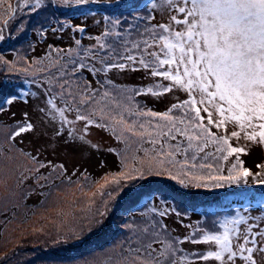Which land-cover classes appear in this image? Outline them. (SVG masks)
<instances>
[{
	"label": "snow or ice",
	"instance_id": "6c2138e0",
	"mask_svg": "<svg viewBox=\"0 0 264 264\" xmlns=\"http://www.w3.org/2000/svg\"><path fill=\"white\" fill-rule=\"evenodd\" d=\"M50 2L64 6H87L98 3L99 0H50ZM3 3L4 0H0V5ZM42 4L43 0H34V3L33 0H18L17 6L13 7L9 4L6 12L11 19L24 7L31 5V10L34 12L40 9ZM167 4L173 13L169 16V21L155 24L150 28L145 27L142 32L138 30L137 35L141 37L140 39L133 38L131 31L125 35L115 30V26L121 21L113 20L114 27L111 30H106L102 35L95 37L97 50L92 52L90 49H85L81 57L83 60L91 55L93 60H99L102 67L99 69L94 66L87 67L83 62L77 64L73 60L70 61L73 64L72 71L68 73L62 66L59 78H52L55 85L61 89L58 95L64 100L65 105H68L65 94L73 101L80 96V104L88 101L99 104L100 101L95 99L98 93L91 91L88 83H85L83 90L71 91L75 81L70 77L86 67L92 73L101 71L107 73L111 69L123 71L129 67L128 64L119 62L120 60H126L131 64L139 63L144 69L151 68L153 77L160 76L171 83L167 86L161 84L150 86L137 91V95L150 93L158 97L171 92L176 87L187 92L189 98L180 104H172L165 112L134 110L126 106L124 101L116 97L111 98V103L117 109H121L118 113L119 118L112 117V119L122 126V133L132 132L141 138L147 136L150 137L149 143L159 145V148L152 149L154 155L146 162L147 171L159 175L161 174L159 169L167 166L164 170L172 179H176L177 176L182 177L179 182L183 185L185 179L191 177L190 182L197 187H208L211 182V186L219 188L225 184H238L242 179L247 183L246 178L251 176L252 172L243 166L239 155L236 156V162L228 169L227 176L219 174L221 169L218 161L227 160L234 153H246L244 147H233L229 143L231 138L239 140L242 133L244 139L264 144V0H167ZM146 7L155 9L156 5L150 4ZM83 11L87 14L89 9L84 8ZM105 19L107 20L108 17ZM147 19L152 20L154 17L148 16ZM7 23L8 21L5 20V25ZM131 27L130 25L129 28ZM74 30L83 33L85 27L77 25ZM106 37L114 39L106 41ZM4 39L5 36L0 29V41ZM75 43L80 45L81 41L76 40ZM154 48H158L159 51H149ZM133 51L140 54L139 58L132 54ZM160 68L164 70L159 71ZM38 71L43 70L38 69ZM49 91L51 92L52 89ZM90 91L91 95H89ZM194 93L199 94V99ZM108 97L110 93L104 91L101 99ZM17 99V95L6 97L3 103H0V111L4 110V105H11ZM125 99L131 101L132 98ZM174 109H184L183 115L180 117L171 115ZM67 110L57 106L53 95L46 99V108L40 111L53 120L58 117L62 124H70L72 122L65 115ZM77 111L76 119L86 121L85 129L89 124L94 123L89 116L80 115L79 110ZM99 111L103 113L104 109L100 108ZM125 111L129 115L138 114L159 119L154 124L152 119L144 123L133 121L129 124L124 118ZM202 112L207 114L206 123L205 116L201 115ZM91 115H95V112ZM24 116V121L12 132L9 139H15L33 129V124L28 122L27 113ZM229 123L234 124L239 130L231 131L229 135L227 129ZM146 124L149 127H146ZM211 127L223 129L225 134L218 136L212 132ZM137 128L141 131L137 132ZM69 134L71 135V132ZM209 145H216L215 152L221 155L216 156L213 152H207ZM178 156L182 159H177ZM257 167L264 168V165ZM172 169H175V174L172 173ZM105 179L107 181V178ZM112 183L118 185L120 180L114 179ZM107 187V182L99 185L96 191L91 193L86 207L80 209L83 214L82 219L88 220L89 231L93 228L102 230L105 226L102 218L106 216V212L100 211L99 207L94 209L93 206L97 203V197H112L113 193L107 191ZM74 204L73 200L68 204L67 209L57 210V216L65 218L62 221L64 224L77 220ZM159 215H166V211H160ZM216 223L213 221L214 228ZM242 224H247V218L237 212L235 216H226L219 221L222 232L200 229L203 233L200 238L189 235L185 239L192 244L211 242L216 246L215 251L209 250L199 256L205 261L212 258L219 264H264V239L258 242L255 238L256 236L264 238V232L253 234L250 240L249 234L253 226L249 225L242 232L238 227ZM158 226L162 229L167 228L166 225L154 223L151 231L149 228L143 229L147 242L141 241L140 247L129 250L130 253L137 255L132 256L128 264H178L174 245L171 242L155 239L160 235L155 231ZM150 237L153 239H149ZM157 242L162 243L163 247L158 251V255H154L157 250L153 248V243ZM179 242L183 243V241ZM186 260L187 257H179L181 264Z\"/></svg>",
	"mask_w": 264,
	"mask_h": 264
},
{
	"label": "trees",
	"instance_id": "16d2710c",
	"mask_svg": "<svg viewBox=\"0 0 264 264\" xmlns=\"http://www.w3.org/2000/svg\"><path fill=\"white\" fill-rule=\"evenodd\" d=\"M151 2L152 0H99L98 3L87 6H64L51 3L50 0H43L40 9L33 12L31 5H29L18 10L15 17L11 19L6 9H8L9 4L16 7L18 0H4V3L0 5V29H2L5 36V39L0 41V58H2L0 59V103H3V100L9 95H17L18 99L22 98L23 95L21 93H25L32 84H35L46 92L47 98L54 95L55 101L64 108L70 109L76 115L78 114L77 110H79L80 115L89 116L95 125L100 124L104 126L108 132L113 133L114 140L116 141L114 145L117 146V148L115 147V152L119 157V168L117 170L112 169V171L104 172L101 174V177L95 176L91 172L79 171L74 177L64 178L67 182L77 180L75 188L70 191L68 190L66 194L67 197H72V191L75 196L74 209L77 220L73 221L76 225L73 239L70 236L72 231L61 234L67 240L72 239L71 246H73L67 251L68 260L79 259L83 263L84 259H88L90 256L93 257L94 255L96 258L90 264H128L131 257L137 255L136 253H130L129 250L140 247L141 241L147 242L143 229L149 228L151 231V226L154 223L166 225L163 216L159 215L161 210L156 204V201H159L161 204L167 202L166 205L169 206V209H172L177 215L179 214L178 216L183 220L188 219L190 223V228L185 234H180L168 227L162 229L158 226L155 229V231L160 233L159 237L155 239L171 242L176 248L178 264H181L179 261V257L181 256L187 257V260L183 264H189V262L190 264H219V262L205 261L199 258L201 254H206L207 251H215L216 249L192 248L185 244L184 241L190 242L185 237L193 235L195 238H200L203 234L200 229L219 230L222 232L223 229L219 228V221L223 220L226 216H235L239 212L244 217V211L248 210L253 203L264 205V183H261V181H264V174L261 175L259 170L252 171L246 166L240 154L234 153L227 160H219L218 164L221 169L219 174L227 176L228 169L236 162V156L239 155L240 160L243 161V166L252 172V175L246 178L247 183H244L242 179L238 184H225L219 188L211 186V182H209L208 187H197L194 183L190 182L191 177L186 178L183 185L179 182L182 177L177 176L176 179H172L168 172L164 170L167 166H162L159 169L161 172L159 175L147 171L146 162L150 156L154 155L152 149L154 147L159 148V145L149 143L150 137L147 136L141 138L132 132L124 131L122 133V126L112 119V117L119 118L118 113L121 109H117L111 103V98L116 97L124 101L126 106H130L134 110L165 112L169 108L160 111L151 109V107L146 105L144 99L141 98V95L144 93L137 95V91L158 84L165 86L167 84H163L160 80H153V82L142 83L141 85L118 83L109 77L108 73L113 69L107 73L102 71L94 73V80L91 81L86 77L87 67L94 66L99 69L102 65L98 59L93 60L91 55L83 60H81V57L84 55L85 49H90L92 52L97 50L98 45L96 41L93 44L81 41L80 45L74 43L68 47L50 44L44 52L40 54L35 53L36 44L46 38L48 30L56 29L61 31L68 26H72L74 17L85 14L84 8L89 9L87 13L101 12L103 14L106 23L102 32L111 30L114 27L112 21L119 19L121 23L115 26V30L121 31L125 35H127L128 31H131L133 38L140 39L141 37L137 35L138 30L142 32L145 27L150 28L155 24H159L153 19H147L148 16L153 17L152 9L146 7ZM105 17H108V19L106 20ZM5 20L8 21L7 25H5ZM130 25L132 26L131 28H129ZM145 38L147 37L145 36ZM113 39V37L105 38L106 41H112ZM153 50L159 51L158 48L149 49V51ZM101 54L103 55V53ZM132 54L139 58L140 54L138 52L133 51ZM145 58L150 59L148 57ZM73 60L77 64L83 62L87 67L76 73L75 76L70 77L71 80L75 81L71 91L77 92L83 90L85 83H88L91 91L98 93L95 99L100 101L99 104L94 101L80 104V96H77L75 101H73L71 97L65 94V98L68 99V105H65L64 100L58 95L61 89L58 85H55L52 78H59L62 66L64 71L71 73L73 64L70 61ZM119 62L131 65V67H137L139 64H131L126 60H120ZM164 68L158 70L163 71ZM38 69H42L43 71H38ZM149 70L151 72V68ZM64 78L68 79L69 77ZM105 81H110V83H105ZM49 89H52V91L50 92ZM91 91L89 95H91ZM104 91H108L110 97L101 99ZM126 97H131V101H127ZM188 98L187 96V98L180 100L177 104L182 103ZM8 106L4 105V110ZM100 108L104 109L103 113L99 111ZM93 112H95V115H91ZM183 112L184 109H174L171 115L180 117L183 115ZM201 115L203 114L201 113ZM124 118L129 124L133 121L144 123L150 119L153 120L154 124L159 119L138 114L129 115L126 111L124 112ZM6 123L0 119V162L3 161V152L9 151L12 148L11 145L20 150V152L22 151L27 155L30 154L24 149L19 148L15 139L8 138L22 122ZM146 127L149 126L146 124ZM211 130L218 136L224 135V133ZM136 131L139 132L141 130L137 128ZM178 139L181 138L178 137ZM169 142L175 143L174 141ZM229 143L233 147H236L231 140ZM215 148L216 145H209L206 151L220 156L221 153H216ZM35 158L34 156L30 157L33 161V166L36 165L33 171L26 173L23 177L19 175L15 178L12 181L16 184L13 188L18 193L25 194L27 190L30 192L39 186L38 189L47 198L46 195H49L53 191L59 192V188L62 185L58 186V183L61 181V175L65 174V169L59 165L60 163H57L49 170L53 172V177L56 174L58 177L56 179H49L48 174L45 176L47 171L43 173L46 170L45 167L49 166H44L42 162H37ZM177 159H182V157L178 156ZM172 173L175 174V169H172ZM32 174L35 178L40 175L45 176V178L42 179V182L38 183L37 181L34 184L35 179L30 178ZM105 178H107V181ZM114 179H119L120 183L118 185L112 183ZM56 182L57 188L52 189V184H56ZM106 182L108 184L106 190L112 191V197H97V203L93 206L94 209L99 207L100 211L106 212V216L102 218L105 221V226L102 230L93 228L92 231H89L88 220L82 219L83 214L80 212V209L86 207L91 193L95 192L99 185ZM10 184L12 185V183ZM40 184L43 188H41ZM8 195V193H0V200L5 202L8 199ZM59 199L61 201L62 197ZM25 201L26 198H23L22 205L13 204V207L10 205L11 207L9 206V208H26L28 205L29 207L26 209L24 215H29L35 204ZM42 203L43 201L37 202L40 206H42ZM61 203L66 205L64 201ZM196 211L200 213L198 218L192 217L193 212ZM9 217L10 215L7 210L2 209L0 211V232L3 233L1 236L3 238L0 237V240L7 238L5 237L8 233L6 228L12 229ZM213 221L217 222L215 228L213 227ZM149 239L153 238L150 237ZM179 241H183V243ZM162 247V243H153V248L157 250L154 255H158V251ZM89 262L90 260L86 261L87 264Z\"/></svg>",
	"mask_w": 264,
	"mask_h": 264
},
{
	"label": "rangeland",
	"instance_id": "374dc122",
	"mask_svg": "<svg viewBox=\"0 0 264 264\" xmlns=\"http://www.w3.org/2000/svg\"><path fill=\"white\" fill-rule=\"evenodd\" d=\"M150 4L156 5L155 9L150 7L153 11V20L156 23H167L169 16L173 14L168 7L167 0H152ZM73 22L72 26H68L61 31L56 29L48 30L46 38L36 44L35 53L44 52L50 44L68 47L72 46L76 40L93 44L96 41L95 37L103 33L106 23L101 12H90L74 17ZM77 25L84 26L85 32L81 33L78 30H74ZM174 27L178 28L179 26ZM108 74L112 80L118 83L141 85L142 83L153 82V80H160L167 85L171 83L164 80L163 77H153L149 69H144L139 64L137 67L129 65L123 71L113 69ZM86 77L93 81L94 73L87 71ZM25 93L27 95H23L22 98L9 105L6 110L0 112V119L7 123L23 122L25 119L24 114L27 113L28 122L33 124L31 131L22 133L15 138L17 146L30 154L27 155L22 151L20 152V150L11 145L12 148L9 151L3 152V161L0 162V193L9 194L5 202L0 200V211L2 209L8 211L10 225H12V229L6 228L8 233L5 237L7 238L0 240V264H87V260H90V264L96 258L94 255L84 259L83 263L79 259H67V251L73 246H71V242L76 225L73 221L64 224L62 221L65 218L57 216V210L67 209L68 204L75 199L72 191V197H67L66 194L68 190L75 188L77 180L67 182L64 178L74 177L79 171L91 172L95 176L101 177L102 173L119 168V157L115 152V147L117 148V146H114L116 141L113 133L108 132L104 126L98 127L94 123L89 124L87 129H85L86 121L77 120V115L68 108L65 115L72 123L62 124L58 117L53 120L40 111L46 108L47 99L46 92L42 88L32 84ZM194 94L199 99V94ZM187 96V92L174 87L171 92L164 93L162 96L157 97L152 96L150 93H144L141 98L144 99L146 105L151 107V109L160 111L170 108L172 104H177V102L187 98ZM55 102L58 107L64 108L57 101ZM198 106L203 107L201 105ZM202 114L207 122V114L203 112ZM211 129L224 133L223 129L215 127H211ZM227 129L229 135L231 131L239 130L232 123L227 125ZM70 132L71 135L69 134ZM80 137H83V139ZM230 140L236 147H244L246 149V153H240L246 166L252 171L259 170L261 175L264 174V168L257 167V165H264V144L244 139L243 133L239 140L236 138H231ZM33 156L36 157L37 162H42L44 166H49L45 167L46 170L43 172L47 171L45 176L48 174L49 179L58 177L57 174L53 177V172L49 170L57 163H60L59 165L65 169V174L61 175V181L58 183V186L62 185L59 188V192L51 191L52 193L46 195L47 198H45L43 196L44 193L42 194L41 190L38 189L39 186L30 192L27 190L28 193L26 192L25 194L18 193L13 188L16 185L15 182H12L15 178L19 175L23 177V175L33 171L35 168L36 165L33 166V161L30 159ZM45 176L40 175L35 178L32 174L30 178L35 179L34 184H36L37 181L38 183L42 182ZM40 186L43 188L41 184ZM51 188H57V182L52 184ZM60 197H62L61 201ZM23 198H26L25 202L35 204L29 215H24L29 207L28 205L26 208H9L10 205L13 207V204H21ZM39 201H43L42 206L37 204ZM62 201L66 205L61 203ZM166 203L161 204L156 201L158 208L161 211H166V215L163 218L167 227L180 234L187 233L190 228L189 220L180 218L172 209H169ZM199 214L197 211L193 212L192 217L198 218ZM244 217L247 218V224H242L238 227L243 232L249 225L253 226L249 234L250 240L253 234L264 232V205L253 203L248 210L244 211ZM70 231H72L70 235L72 239L67 240L65 239L66 237L61 236V234ZM2 234L0 232V237ZM255 238L258 242L264 239L260 236ZM184 242L192 248L216 249V246L211 242L207 244ZM209 261L218 262L212 258Z\"/></svg>",
	"mask_w": 264,
	"mask_h": 264
}]
</instances>
